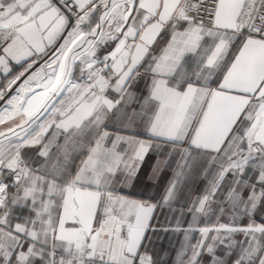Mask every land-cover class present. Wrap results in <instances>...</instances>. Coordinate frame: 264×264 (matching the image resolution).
Here are the masks:
<instances>
[{
  "label": "snow or ice",
  "instance_id": "6c2138e0",
  "mask_svg": "<svg viewBox=\"0 0 264 264\" xmlns=\"http://www.w3.org/2000/svg\"><path fill=\"white\" fill-rule=\"evenodd\" d=\"M161 234L264 264V0H0V264H166Z\"/></svg>",
  "mask_w": 264,
  "mask_h": 264
},
{
  "label": "crops",
  "instance_id": "0c3cea01",
  "mask_svg": "<svg viewBox=\"0 0 264 264\" xmlns=\"http://www.w3.org/2000/svg\"><path fill=\"white\" fill-rule=\"evenodd\" d=\"M19 70V67H17L16 71ZM139 87L143 89V83ZM166 157V152L162 154L150 151L140 165L136 178L131 182L130 186L124 189L125 194L135 199L151 200L152 202L159 200L165 188L173 179L174 172L176 171V160L179 159L176 156L166 165L164 163ZM204 186V182L199 178H195L185 191L197 194L198 191L203 190ZM163 218V214H161L160 220L163 221ZM259 219L258 217L257 222H259ZM178 241L179 238L172 239L170 236H164V234H161L159 240H154L156 248L163 250L161 251V255L164 257L166 264H172V260L175 257V249L179 246Z\"/></svg>",
  "mask_w": 264,
  "mask_h": 264
}]
</instances>
